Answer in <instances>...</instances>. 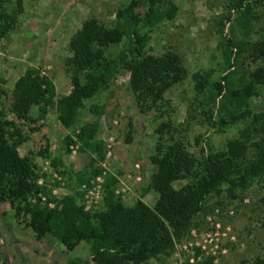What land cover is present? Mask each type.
I'll return each instance as SVG.
<instances>
[{
  "label": "rangeland",
  "instance_id": "1",
  "mask_svg": "<svg viewBox=\"0 0 264 264\" xmlns=\"http://www.w3.org/2000/svg\"><path fill=\"white\" fill-rule=\"evenodd\" d=\"M250 1L254 0H243ZM123 2L19 0L16 4V0H2L1 6L6 13L11 8L16 10L12 28L0 37V88L5 93L0 109L25 136L17 152L32 162L37 183L50 196L81 193L76 194V201L89 212L102 207L106 183L126 206L137 200L153 206L156 193L148 187V180L155 167L149 157L161 121L168 119L172 127L162 132L161 138L180 142L195 156L222 149L228 138L237 136V129H245L246 123L238 122L219 131L204 119L202 110L207 107L213 116L218 115L220 98L202 105L201 101L213 91L206 88L202 94L196 93L193 73H207L209 83L221 81L223 76L236 86L241 76L247 83L252 71L264 69V55L252 58L233 46L225 50L227 60L223 55L227 40L241 38L234 6L239 0H169L176 6L174 17L142 30L148 53H175L184 68V77L164 92L166 114L141 112L128 85V72L119 70L106 89L85 101L81 111V121L96 124L101 157L79 151L76 142L65 148L63 137L73 138L74 131L65 126L57 101L71 88L65 70V60L70 57L69 40L89 18L103 25L112 24L115 10ZM252 14L255 21L245 39L264 42V6L256 5ZM28 68L46 76L54 88V103L43 114L37 106L29 108L33 121L18 119L9 111L12 86ZM249 105L255 113L264 114V84L257 86ZM90 107L97 109L91 111ZM255 126L256 131L247 132V159L256 155L264 140V118ZM93 167L100 172L88 185H78L76 175L88 176ZM183 182L175 181L173 186ZM263 199L264 175L230 190L222 185L206 197L187 233L173 240L172 249L148 263L253 264L256 259H264ZM89 251L84 241L67 251L49 234L37 239L27 226V217L17 214L15 205L0 201V264H65L88 259Z\"/></svg>",
  "mask_w": 264,
  "mask_h": 264
},
{
  "label": "trees",
  "instance_id": "2",
  "mask_svg": "<svg viewBox=\"0 0 264 264\" xmlns=\"http://www.w3.org/2000/svg\"><path fill=\"white\" fill-rule=\"evenodd\" d=\"M239 1L234 6L241 38L227 40L223 55L233 46L252 58L262 56L264 42L252 43L245 36L255 21L254 7L264 6V0ZM1 6L2 0L0 37L12 28L16 13L13 8L6 13ZM175 12L176 6L169 0H124L116 8L112 24L103 25L95 18L80 24L69 40L70 57L65 60L71 88L57 101L65 126L74 131L73 138L63 137L65 148L76 142L79 151L101 157L96 124L81 121V111L85 101L106 89L119 70L128 72V85L141 112L155 110L166 114L164 92L184 77V68L175 53H148L142 30L161 20L172 19ZM208 77L207 73L192 74L196 93L202 94L206 88L213 91L201 101L202 105L220 98L218 115L213 116L207 107L202 110L204 119L219 131L238 122L246 123L245 129H237V136L228 138L222 149L195 156L180 142L161 138L162 132L172 128L168 119L161 121L155 129L158 137L149 157L155 167L148 180V187L156 193L152 207L140 200L131 206L124 205L107 183L103 188L102 207L91 212L77 203L76 194L81 193L50 196L37 183L32 162L17 152L16 147L25 136L13 121L3 116L1 109L0 201L15 205L16 213L27 217V226L37 239L49 234L67 251L81 241L89 244L88 259L69 260L65 264H150V259L167 254L173 240L187 233L207 196L218 192L222 185L230 190L264 175V140L253 158L246 157L247 132L256 131L255 124L264 118V114L255 113L249 105L257 86L264 84V69L252 71L247 83L241 76L236 86L223 76L221 81L212 83ZM4 95L0 88V102ZM10 96L9 111L18 119L33 121L28 115L29 108L37 106L43 114L54 103V88L46 76L28 68L14 82ZM96 109L90 107L91 111ZM99 172L93 167L88 176L76 175V181L78 185H88L91 177ZM181 180L182 184L173 186V182ZM253 264H264V259H256Z\"/></svg>",
  "mask_w": 264,
  "mask_h": 264
}]
</instances>
